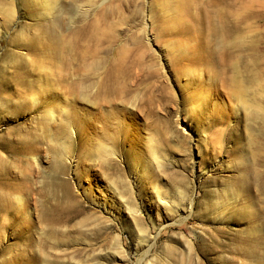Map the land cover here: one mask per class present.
I'll list each match as a JSON object with an SVG mask.
<instances>
[{"label":"rangeland","instance_id":"1","mask_svg":"<svg viewBox=\"0 0 264 264\" xmlns=\"http://www.w3.org/2000/svg\"><path fill=\"white\" fill-rule=\"evenodd\" d=\"M0 264H264V0H0Z\"/></svg>","mask_w":264,"mask_h":264},{"label":"bare ground","instance_id":"2","mask_svg":"<svg viewBox=\"0 0 264 264\" xmlns=\"http://www.w3.org/2000/svg\"><path fill=\"white\" fill-rule=\"evenodd\" d=\"M205 93H206V92H205ZM204 97H205V96H204ZM205 100H206V99H205ZM36 102H37V101H36ZM96 123H97V122H96ZM96 123H95V124H96ZM92 124H93V123H92ZM90 131H91V130H90ZM134 156H135V155H134ZM134 163H135V162H134ZM19 203H21V202H19ZM21 204H22V203H21Z\"/></svg>","mask_w":264,"mask_h":264}]
</instances>
